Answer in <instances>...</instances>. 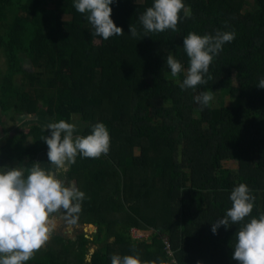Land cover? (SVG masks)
<instances>
[{"label": "trees", "instance_id": "obj_1", "mask_svg": "<svg viewBox=\"0 0 264 264\" xmlns=\"http://www.w3.org/2000/svg\"><path fill=\"white\" fill-rule=\"evenodd\" d=\"M251 1L184 0L191 15L181 12L178 31L146 35L139 16L154 0H114L111 18L124 34L103 40L74 0H0V124L44 109L53 122L78 117L89 125L83 136L103 123L111 139L107 155L78 156L67 169L86 196L74 224L97 232L54 236L27 264H111L113 255L174 264L165 240L178 264H238L240 225L214 234L212 224L241 183L256 196L251 216L264 213V0ZM217 31L235 39L210 65L213 79L182 90L184 72L173 78L167 55L187 70L183 39ZM204 91L214 99L202 108L195 97ZM44 136L40 124L4 131L5 167L48 159ZM133 229L152 233L135 239Z\"/></svg>", "mask_w": 264, "mask_h": 264}, {"label": "clouds", "instance_id": "obj_2", "mask_svg": "<svg viewBox=\"0 0 264 264\" xmlns=\"http://www.w3.org/2000/svg\"><path fill=\"white\" fill-rule=\"evenodd\" d=\"M113 2L74 0L73 6L91 24L93 36L108 40L124 34L111 18L110 5ZM181 12L185 18L191 15V9L184 0H154L153 5L139 16V23L146 35L166 30L176 32ZM130 33L135 38L137 28L131 25ZM234 39V32L217 31L215 35L203 36L189 33L183 39V48L190 66L185 70L172 53L166 57V66L173 78L184 72V79L180 83L182 90H195L213 79L209 74L210 65L224 45ZM258 88L264 89V79L259 81ZM213 99V92L210 91L201 92L195 97L202 108L210 106ZM45 130L50 131V136L41 139L49 149L48 167L33 162L30 166L0 169V264H27L34 259L36 253L49 243L57 214H63L73 223L78 219L82 202L86 199L85 193L67 184L61 177L76 163L78 156L99 159L110 151V134L103 123L92 125L91 134L86 136L77 134L81 131L80 125L65 120L49 122ZM229 199L231 207L222 219L212 224V232L216 234L221 226L230 228V225H240L232 247L233 259L238 264H264V213L258 218L251 216L256 200L253 190L241 183L234 187ZM111 264L150 262L133 255H113Z\"/></svg>", "mask_w": 264, "mask_h": 264}, {"label": "rangeland", "instance_id": "obj_3", "mask_svg": "<svg viewBox=\"0 0 264 264\" xmlns=\"http://www.w3.org/2000/svg\"><path fill=\"white\" fill-rule=\"evenodd\" d=\"M248 3H252L251 0H248ZM23 65L25 67H28L30 70L32 69V65L28 60H24ZM14 81L20 83L19 78H13ZM224 103V101H223ZM222 103L215 104L217 106H220ZM4 122L3 124H0V142H3L4 139L1 138L4 134V131L9 132V136L12 137L14 135H17L20 131H27L29 127L33 126L34 124H40L42 126H46L49 122H53V119L47 115L46 111L44 109H41L37 114L35 115H26V116H16L14 121H8V118L2 119ZM73 123H77L81 127V131H79L77 134L83 135L84 129H86L89 125L84 124L78 117H75ZM5 124V125H4ZM3 143H0V146ZM139 152V150H136ZM38 163L42 164L43 167H48V159L47 157L41 156ZM5 157L4 154L0 151V165L1 169L5 168ZM11 164V163H10ZM17 165H11V167L8 168H15ZM224 166L229 167L231 169L237 168V163L233 161H226L224 162ZM7 167V166H6ZM67 184L74 185V182H72L69 179V176L67 175V170L65 171L64 175L61 177ZM76 187V186H75ZM98 230V226H92V225H75L73 222H70L68 219H65L63 214H57L56 218V225L54 232L52 234L51 239L54 236H61L64 238H70V239H76L77 236L84 233L87 237L91 238V234H95ZM148 234H145L146 236L152 233V231L146 232ZM50 239V240H51ZM93 247V246H92ZM94 249V248H92Z\"/></svg>", "mask_w": 264, "mask_h": 264}, {"label": "built area", "instance_id": "obj_4", "mask_svg": "<svg viewBox=\"0 0 264 264\" xmlns=\"http://www.w3.org/2000/svg\"><path fill=\"white\" fill-rule=\"evenodd\" d=\"M145 234H148V233H146L145 231L137 230V229L132 230V236L135 239H145L149 236V235L146 236ZM164 242H165V250H166L167 254L170 257H172V263L178 264V263H176V260L173 258V251L171 249L170 243L168 242V240H165Z\"/></svg>", "mask_w": 264, "mask_h": 264}]
</instances>
